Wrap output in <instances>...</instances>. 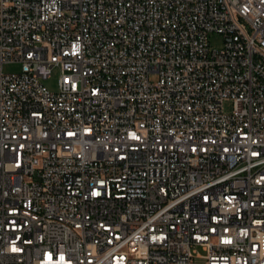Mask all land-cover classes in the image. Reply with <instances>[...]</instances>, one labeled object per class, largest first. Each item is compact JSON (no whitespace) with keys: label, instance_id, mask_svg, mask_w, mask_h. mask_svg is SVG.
<instances>
[{"label":"built area","instance_id":"2783aa9c","mask_svg":"<svg viewBox=\"0 0 264 264\" xmlns=\"http://www.w3.org/2000/svg\"><path fill=\"white\" fill-rule=\"evenodd\" d=\"M0 264H264V0H0Z\"/></svg>","mask_w":264,"mask_h":264},{"label":"rangeland","instance_id":"374dc122","mask_svg":"<svg viewBox=\"0 0 264 264\" xmlns=\"http://www.w3.org/2000/svg\"><path fill=\"white\" fill-rule=\"evenodd\" d=\"M210 44L211 47L213 48H218L221 47L223 45V36L221 34L218 33H212L210 35ZM6 72H19L21 71V64L18 63H9L6 64L4 67ZM59 77H60V71L57 69L55 70L52 75L44 80L45 85L52 91H56L58 90V81H59ZM155 78V76H153V79ZM225 108L227 110H231L232 109V103L231 102H227L225 105Z\"/></svg>","mask_w":264,"mask_h":264}]
</instances>
